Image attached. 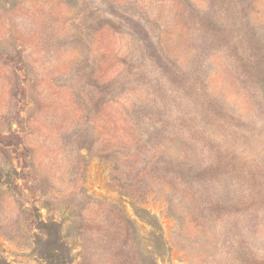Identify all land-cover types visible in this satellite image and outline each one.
I'll return each instance as SVG.
<instances>
[{"label":"rangeland","instance_id":"rangeland-1","mask_svg":"<svg viewBox=\"0 0 264 264\" xmlns=\"http://www.w3.org/2000/svg\"><path fill=\"white\" fill-rule=\"evenodd\" d=\"M0 264H264V0H0Z\"/></svg>","mask_w":264,"mask_h":264}]
</instances>
